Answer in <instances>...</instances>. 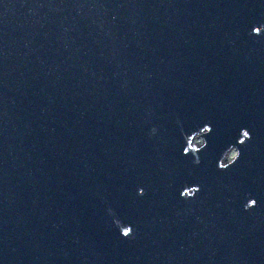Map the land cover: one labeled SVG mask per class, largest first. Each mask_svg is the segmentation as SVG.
Segmentation results:
<instances>
[{"label":"water","instance_id":"water-1","mask_svg":"<svg viewBox=\"0 0 264 264\" xmlns=\"http://www.w3.org/2000/svg\"><path fill=\"white\" fill-rule=\"evenodd\" d=\"M0 264H264V0H0Z\"/></svg>","mask_w":264,"mask_h":264},{"label":"rangeland","instance_id":"rangeland-1","mask_svg":"<svg viewBox=\"0 0 264 264\" xmlns=\"http://www.w3.org/2000/svg\"><path fill=\"white\" fill-rule=\"evenodd\" d=\"M196 143H198L199 145H202L203 144V138H198L197 140H196ZM236 151L234 150V151H232L230 154H229V156H228V159H229V161H231L235 156H236Z\"/></svg>","mask_w":264,"mask_h":264}]
</instances>
